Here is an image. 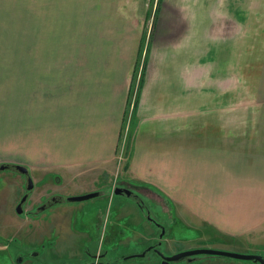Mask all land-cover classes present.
Masks as SVG:
<instances>
[{
	"label": "rangeland",
	"instance_id": "1",
	"mask_svg": "<svg viewBox=\"0 0 264 264\" xmlns=\"http://www.w3.org/2000/svg\"><path fill=\"white\" fill-rule=\"evenodd\" d=\"M153 1L0 0V164L26 166L33 181L28 200L22 207L23 213L18 215L15 205L26 191V180L13 169L0 171V264H18L16 255H26L21 264H82L97 247L113 249L106 258L114 264H162L153 252L146 258L124 260L125 256L139 253L149 243L156 242L158 229L155 227L157 232L151 235L155 236L152 240L143 236V228L150 225L148 220L142 218L137 209L132 211L133 221L127 222L123 209L130 200L114 194L111 189L121 181L132 180L127 171L134 136L132 111L147 39L145 8L150 5L152 14ZM253 3L254 0H247L244 5L247 37L254 31ZM139 14L144 19L142 22H139ZM131 16L134 21L131 25L139 22L142 34L135 55V79L124 112L118 149L112 161L114 170L111 174L101 175L100 168L99 174L92 168L94 177L85 182V177L77 176V161L79 117L84 115L89 100L94 101L86 86L89 83L88 69L93 66L95 55L104 56L101 44L102 38L108 35L105 32L118 30L111 39V48L115 47L114 36ZM262 32L263 55L248 41L246 60L236 68L242 75L239 85L232 78V89H236L237 94L233 96L231 121L240 119L238 98L245 91L247 100L243 112H247V120L259 126V119L264 117V0ZM255 88L260 91L259 98L262 99L255 97ZM221 116L226 118L223 113ZM231 131L232 139L243 132L239 129ZM186 162L190 160L186 159ZM233 162L237 159L232 158ZM233 168L236 167L232 165ZM194 171L198 172V179H205L201 171ZM186 172L189 175V166ZM231 178L238 181L241 178L239 171L234 169ZM72 185L99 189L100 194L80 202L63 201L34 211L38 219L31 218L33 212L26 218L27 211L52 195L64 198L77 195L72 190L77 187ZM181 189L183 187L170 193L155 190L175 206L167 216L161 215L166 228L165 237H168L167 244L162 242L159 246L163 254L170 256L196 248H212L264 257V239L259 238L260 234L252 233L242 238L216 230L211 232L199 216V209L196 213L189 207L190 197L199 199L201 194L186 193ZM246 197L248 205L256 204L254 193L248 192ZM200 198L205 206L206 198ZM145 202L153 212L155 207L146 199ZM8 207L18 225L13 224L14 218L3 224V216L11 215ZM164 207L167 212L171 208L167 203ZM62 220L66 222L65 226L56 228V222ZM168 264L258 263L200 254Z\"/></svg>",
	"mask_w": 264,
	"mask_h": 264
},
{
	"label": "crops",
	"instance_id": "2",
	"mask_svg": "<svg viewBox=\"0 0 264 264\" xmlns=\"http://www.w3.org/2000/svg\"><path fill=\"white\" fill-rule=\"evenodd\" d=\"M154 1L152 14L150 5L145 8V68L132 111L134 136L128 174L140 185L163 193L182 187L186 193H200L198 200L190 197L189 207L196 213L199 209L211 232L242 238L255 233L264 239V117L259 126L247 120L245 91L238 98L239 121L230 120L237 94L232 78L239 85L242 75L236 68L246 60L247 42L263 55L262 0H254V31L249 37L247 0H159L158 7ZM141 14L139 22L144 20ZM132 22L131 16L120 26L115 47L111 48V39L118 30L105 32L104 56L95 55L88 69L87 93L94 101L89 100L79 117L77 161V176L85 177V182L99 174V168L101 175L114 170L112 161L142 34L139 22ZM256 88L255 97L262 99ZM232 129L243 132L232 139ZM232 158L237 162L232 164ZM184 166L186 171L189 166V175ZM234 169L239 171L238 181L231 178ZM194 170L201 171L205 179H198ZM72 190L82 194L96 189ZM248 192L257 198L254 206L248 205ZM200 197L206 198L205 206ZM8 212L11 215L3 216V224L14 218L13 224L18 225L9 207ZM63 221L56 222V228L64 227ZM144 231L143 236L149 235Z\"/></svg>",
	"mask_w": 264,
	"mask_h": 264
},
{
	"label": "flooded vegetation",
	"instance_id": "3",
	"mask_svg": "<svg viewBox=\"0 0 264 264\" xmlns=\"http://www.w3.org/2000/svg\"><path fill=\"white\" fill-rule=\"evenodd\" d=\"M16 172H18V171H16ZM18 174L22 175L25 178L26 186H27L28 185V183H27L28 176L21 174L19 172H18ZM29 175H30V172H29ZM111 189L113 190L114 194L120 195L122 197H126L130 200L123 209L126 212V215L124 216V218L126 219L127 222L133 221L132 211L133 210L136 211L137 209H139L141 212V217L147 219L151 225V227H150V225H149V227H146L147 229L148 228H151V229L147 230L145 227L143 228L144 230H146V233L149 234V235H147V237L149 236L147 239L152 240V237H155V236H151V235H154V232H157L155 227L158 229L156 242L149 243L145 247V249L139 253L125 256L124 260H129V259H132L134 257L146 258L150 252H153L154 254H156L158 256L159 261L162 262V258L160 257V255L157 251H160L159 246H161L162 242L167 244L168 237H165L166 236V228H165L164 223L162 222L163 219L161 218V215L166 214V216H167L170 211L174 210L175 209L174 203H171V202L168 203L166 198L164 196H161L160 194H158L155 191V189H152V188L146 187V186H142L139 183L133 182L132 180L121 181V183L119 185L112 186ZM94 191H97L100 194L99 189H96ZM94 191H92V192H94ZM29 192L30 191L26 189V191L22 194L19 201L15 205V212H16V207L19 204L23 195L27 194L26 201L28 200ZM86 193H88V192H86ZM77 195H80V194H77ZM70 196H72V195H70ZM53 197H55L57 199L54 201ZM145 199L147 201H149L150 205L155 207L153 212H152V209L149 207V205L145 202ZM26 201L23 204H25ZM63 201H66L64 197L59 196V195H52L50 197V199H46L41 204H38L37 206L32 207L29 211L26 212L25 216H26V218H29L28 215H30V213L33 212L34 215L31 218L38 219V214H37L38 211L44 210L48 207L53 206L54 204H57V203H60ZM166 203L169 207H171L168 212L166 211V209L164 207V206H166ZM23 204L21 207H23ZM34 211H37V212H34ZM22 213H23V211L21 213H17V214L21 215ZM35 214H37V215H35ZM139 216H140V214H139ZM17 230H19V229H17ZM15 234H17V233H15ZM149 247H151V248L149 250H147ZM112 250L113 249H109V248L104 249L101 247H97V248H95V250L93 252L89 253V255H88L89 258L86 259L85 262L82 264H114L113 262L109 261V259L106 258L109 255V253H112ZM143 252H145L143 256H138L139 254H141ZM34 253H36V252H34ZM25 256L26 255H23L20 257H18L17 255L14 256V257H16L15 262H17L18 264H21L23 262ZM32 256L35 257V254H33ZM193 257H191V258H193Z\"/></svg>",
	"mask_w": 264,
	"mask_h": 264
},
{
	"label": "water",
	"instance_id": "4",
	"mask_svg": "<svg viewBox=\"0 0 264 264\" xmlns=\"http://www.w3.org/2000/svg\"><path fill=\"white\" fill-rule=\"evenodd\" d=\"M158 1H157V7H158ZM145 54H146V52H145ZM144 57H145V55H144ZM144 68H145V63H144L143 68L141 69V74L139 75L137 88H136L137 89L136 99L134 101L133 107H135V105H136V100H137V96H138V93L140 90V85H141L142 75L144 73ZM7 169H13V170L18 171L21 174L28 176V178H27L28 185L26 186V189L30 190L32 188L33 181H32L31 176L29 175V170L26 166L21 165V164H0V171L7 170ZM98 195H99V192L94 191V192H88V193L80 194V195L68 196L65 198V200L69 201V202H80V201H84V200L90 199V198L98 196ZM26 199H27V194L23 195L19 204L17 205V207H16L17 213H21L23 211L21 206L26 201ZM56 199L57 198L53 197L54 201ZM150 248L151 247H149L147 250H149ZM157 252L159 253L160 257L162 258V264H168L169 262H172V261H179V260L186 258V257L191 258L193 256L200 255V254L219 255V256L231 257V258L240 259V260H250V261L256 262L258 264H264V257L262 255H259V254L238 253V252H231V251L212 249V248H196V249H192V250H186V251L178 252V253L171 255V256H166L163 253H161L160 251H157ZM144 253L145 252L139 254L138 256H143Z\"/></svg>",
	"mask_w": 264,
	"mask_h": 264
},
{
	"label": "trees",
	"instance_id": "5",
	"mask_svg": "<svg viewBox=\"0 0 264 264\" xmlns=\"http://www.w3.org/2000/svg\"><path fill=\"white\" fill-rule=\"evenodd\" d=\"M143 66H144V59H143L142 64H141V69L143 68ZM134 79H135V77H134Z\"/></svg>",
	"mask_w": 264,
	"mask_h": 264
}]
</instances>
